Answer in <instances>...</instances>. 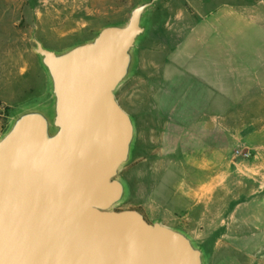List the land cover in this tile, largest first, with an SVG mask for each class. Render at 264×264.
I'll return each instance as SVG.
<instances>
[{
    "label": "crops",
    "instance_id": "obj_1",
    "mask_svg": "<svg viewBox=\"0 0 264 264\" xmlns=\"http://www.w3.org/2000/svg\"><path fill=\"white\" fill-rule=\"evenodd\" d=\"M258 4L183 14L178 34L162 43L153 30L131 73L129 53L114 90L132 123L116 203L152 223L179 224L202 264H241L234 250L250 251L248 230L264 228V194L238 190L248 159L236 154L260 148L251 141L256 128L239 121L241 103L264 95Z\"/></svg>",
    "mask_w": 264,
    "mask_h": 264
},
{
    "label": "water",
    "instance_id": "obj_2",
    "mask_svg": "<svg viewBox=\"0 0 264 264\" xmlns=\"http://www.w3.org/2000/svg\"><path fill=\"white\" fill-rule=\"evenodd\" d=\"M136 6L124 26L63 54L37 42L55 95L54 126L21 116L0 140V264H202L182 233L134 210H113L132 123L115 98L142 32Z\"/></svg>",
    "mask_w": 264,
    "mask_h": 264
},
{
    "label": "rangeland",
    "instance_id": "obj_3",
    "mask_svg": "<svg viewBox=\"0 0 264 264\" xmlns=\"http://www.w3.org/2000/svg\"><path fill=\"white\" fill-rule=\"evenodd\" d=\"M149 1L0 0V140L10 132L21 116L31 112L40 113L46 118L49 134L57 130L54 126L53 82L42 56L35 50L37 42L58 55L66 53L78 45L93 41L105 27L126 25L131 11ZM208 1L156 0L148 6L141 15L140 25L143 30L129 50L130 73L138 61V48L151 43L149 33L155 30L156 37L162 43L164 37L178 34L179 19L183 14L208 13L227 2L243 10L259 2L261 4L258 7L264 20V0ZM252 97L256 99L241 103V118L237 119L256 128L257 132L252 135L251 141L260 146L251 150L240 172L244 181L237 188L244 195L250 191L264 194V95ZM242 200L243 194L237 201ZM111 208L124 210L118 203ZM160 217L161 214L158 219ZM172 227L184 232L179 224L172 223ZM248 231L251 234L250 251L234 252L241 264H264V243H256L263 240L264 228ZM192 244L196 246L193 241ZM243 246L247 247L246 244Z\"/></svg>",
    "mask_w": 264,
    "mask_h": 264
},
{
    "label": "built area",
    "instance_id": "obj_4",
    "mask_svg": "<svg viewBox=\"0 0 264 264\" xmlns=\"http://www.w3.org/2000/svg\"><path fill=\"white\" fill-rule=\"evenodd\" d=\"M236 154H238L241 158L247 159L250 157L251 152L248 149H243V150H236Z\"/></svg>",
    "mask_w": 264,
    "mask_h": 264
}]
</instances>
